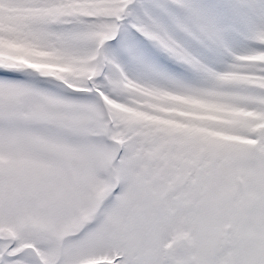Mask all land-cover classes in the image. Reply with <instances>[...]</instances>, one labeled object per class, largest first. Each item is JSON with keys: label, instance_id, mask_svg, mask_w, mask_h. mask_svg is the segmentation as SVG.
Segmentation results:
<instances>
[{"label": "snow or ice", "instance_id": "obj_1", "mask_svg": "<svg viewBox=\"0 0 264 264\" xmlns=\"http://www.w3.org/2000/svg\"><path fill=\"white\" fill-rule=\"evenodd\" d=\"M0 264H264V0H0Z\"/></svg>", "mask_w": 264, "mask_h": 264}]
</instances>
